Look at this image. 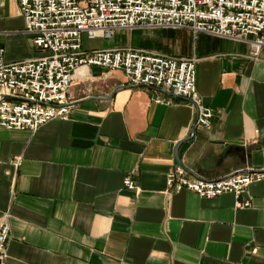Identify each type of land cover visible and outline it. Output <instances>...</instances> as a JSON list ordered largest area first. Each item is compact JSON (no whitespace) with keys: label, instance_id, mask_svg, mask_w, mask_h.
Returning <instances> with one entry per match:
<instances>
[{"label":"crops","instance_id":"0c3cea01","mask_svg":"<svg viewBox=\"0 0 264 264\" xmlns=\"http://www.w3.org/2000/svg\"><path fill=\"white\" fill-rule=\"evenodd\" d=\"M77 46L189 59L206 126L190 128L189 107L116 70L74 68L62 119L0 129V264H264V179L243 187L240 209L227 194L161 187L171 166L202 180L264 169V140L239 154L264 132V47L249 58L242 43L180 29L78 34ZM40 54L20 33L13 0H0V62Z\"/></svg>","mask_w":264,"mask_h":264},{"label":"built area","instance_id":"2783aa9c","mask_svg":"<svg viewBox=\"0 0 264 264\" xmlns=\"http://www.w3.org/2000/svg\"><path fill=\"white\" fill-rule=\"evenodd\" d=\"M20 33L41 54L0 62V129L32 131L60 120L67 108L64 90L76 67L116 70L123 83L160 90L191 109L190 128L203 129L208 117L191 87L189 59L127 49L81 51L77 36L106 39L115 30H175L200 33L244 45L251 58L264 47V0H13ZM153 102V100H151ZM10 165H14L13 162ZM264 179V169L243 168L217 179L185 178L177 166L161 175L162 192L182 190L199 199L227 194L230 208L245 205L237 195ZM119 188L129 190L121 178ZM5 227L0 217V260Z\"/></svg>","mask_w":264,"mask_h":264},{"label":"water","instance_id":"95a60500","mask_svg":"<svg viewBox=\"0 0 264 264\" xmlns=\"http://www.w3.org/2000/svg\"><path fill=\"white\" fill-rule=\"evenodd\" d=\"M263 140H264V132H263V134L261 135V137L259 138L258 143L254 144V145L251 146L250 148L245 149L244 151H240L239 154L242 156V154H245L247 151L254 150V149L256 148L257 145H260V144L263 142ZM242 158H244V157L242 156Z\"/></svg>","mask_w":264,"mask_h":264}]
</instances>
